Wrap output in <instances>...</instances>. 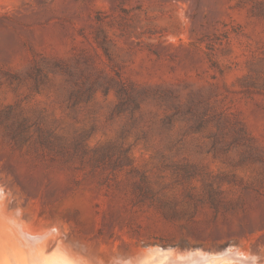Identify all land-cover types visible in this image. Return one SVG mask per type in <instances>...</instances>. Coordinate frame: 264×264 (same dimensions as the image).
<instances>
[{
    "label": "rangeland",
    "instance_id": "obj_1",
    "mask_svg": "<svg viewBox=\"0 0 264 264\" xmlns=\"http://www.w3.org/2000/svg\"><path fill=\"white\" fill-rule=\"evenodd\" d=\"M156 251L264 264V0H0V264Z\"/></svg>",
    "mask_w": 264,
    "mask_h": 264
},
{
    "label": "bare ground",
    "instance_id": "obj_2",
    "mask_svg": "<svg viewBox=\"0 0 264 264\" xmlns=\"http://www.w3.org/2000/svg\"><path fill=\"white\" fill-rule=\"evenodd\" d=\"M156 255L157 256L155 257V259L152 258V261L148 262L147 264H217V258L215 259L216 256L210 254L193 252L184 257H177L178 260L176 261H171V258H169L168 252L166 251H156ZM60 258L52 255L49 257H42L37 259L36 256H32V259L34 261L37 260L36 264H70L67 260Z\"/></svg>",
    "mask_w": 264,
    "mask_h": 264
},
{
    "label": "water",
    "instance_id": "obj_3",
    "mask_svg": "<svg viewBox=\"0 0 264 264\" xmlns=\"http://www.w3.org/2000/svg\"><path fill=\"white\" fill-rule=\"evenodd\" d=\"M190 253H193V252H190Z\"/></svg>",
    "mask_w": 264,
    "mask_h": 264
}]
</instances>
